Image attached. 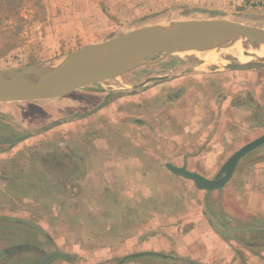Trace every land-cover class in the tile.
Here are the masks:
<instances>
[{"label":"rangeland","instance_id":"1","mask_svg":"<svg viewBox=\"0 0 264 264\" xmlns=\"http://www.w3.org/2000/svg\"><path fill=\"white\" fill-rule=\"evenodd\" d=\"M43 4L45 20L47 12L54 22L59 16L67 20L61 22L62 30L57 33L51 29L52 35L45 39L39 28L41 23H29L31 17L23 14L28 19L20 25L25 41L0 59V70L47 63L142 28L174 21L220 20L264 32V0H43ZM75 6L79 9L73 21L67 10ZM161 59L167 67L172 62L174 68L169 75L185 76L194 70L198 74H217L228 61L240 63L253 57L242 44L229 40L212 51L165 57L159 54L144 60L143 64L147 66ZM254 70L258 79L256 88L242 95L245 104L236 113L239 133L227 142L209 141L201 146V149L208 147L212 154L219 153L223 163L203 166L193 165L190 160L186 163L190 168H202L208 179L218 176L234 152L264 135V69ZM123 77L125 74L51 100L0 103V151L7 152L0 157V169L12 163L13 170L9 172H20V165L24 167L21 172L35 171L41 167L39 161L35 162L39 154L45 159L51 158L45 164L51 172L63 177L69 173L85 174L81 181L67 182L71 188L78 189L79 198L73 202L60 205V201L50 198L45 203L48 212L33 206L34 220L44 218L47 229L42 233L41 229L33 231L24 224L18 225V230L23 228L18 237L26 239L24 243L28 244L24 246L28 251L22 252L26 258L8 255L11 247L3 241L0 250L8 256L0 264H40L46 255L54 252L71 260L57 259L51 264H118L124 257L140 253H157L164 258L141 257L123 264H264V146L239 162L232 179L221 190L199 191L191 181L160 175L151 163L159 153L154 148V133L136 132L125 137V104L108 108L99 122L80 117L99 101L91 102L94 92L112 90L114 94L125 95V81L121 84L119 81ZM231 111L230 105L215 115H225L231 122ZM74 115L78 120L68 123V117ZM51 125H65L66 129L47 132ZM80 127L79 132L76 128ZM183 135L188 139L186 133ZM202 135L190 137L194 140ZM62 136L66 142L64 149ZM21 137L38 148L31 149L28 143L12 150L10 141ZM48 141L53 144L47 145ZM104 143L106 148L102 146ZM200 151L191 155L193 159L198 160ZM53 158L60 160L53 164ZM63 158L66 159L64 166L59 164ZM125 158L144 166L132 163L125 168ZM106 175L109 179H100ZM12 184L0 181V236L16 231L12 222L16 214L14 203L1 195L2 191L19 196L20 202L33 191L32 186L26 185L23 193H18ZM141 189L146 190L145 194L149 191L152 194L143 196ZM35 194L37 191H33ZM58 205L63 210L71 206L75 210L59 213Z\"/></svg>","mask_w":264,"mask_h":264},{"label":"crops","instance_id":"2","mask_svg":"<svg viewBox=\"0 0 264 264\" xmlns=\"http://www.w3.org/2000/svg\"><path fill=\"white\" fill-rule=\"evenodd\" d=\"M73 2L74 1L71 3ZM77 7L78 6L70 7L69 10H67L69 14L74 15H70L73 21L76 17V11L79 9ZM61 13L64 12L61 11ZM63 21L67 20H62L59 16V18H56V21L54 22L53 18H50L49 12H47L45 22L41 23L39 27L43 38L46 39L50 37V34L52 35L51 29H55L57 33H60L62 30L61 22ZM53 24L54 28L52 27ZM166 64L167 63L163 62L161 59L160 61L157 60L146 64L147 66H139L138 68L125 73V78H119V81L121 79L120 84L122 81H125V95L114 94L112 90L110 92L92 93L91 102H93L94 99L99 101H97L96 104L93 105V108L87 113L80 114V117L82 116L83 119H91V121L99 122L101 115L104 112H107L108 108L117 104H125V109L127 108L125 110V137H129L136 132L154 133V140L156 142L154 148L158 149L159 153H157V158L154 161H151V163H154V167L160 175L174 178L175 180H186L171 174L165 168L166 164H171L177 167L186 166L187 170L204 176L202 168H190L186 163H188V160H190L189 162L193 165L199 164L198 166L223 163L222 160H219V153L212 154L208 150V147H202L201 149V146H204L205 142L209 141L227 142L228 140H232L231 136L234 137V134L237 135L239 133L236 127V113L245 102L242 95L248 94L256 88V81L258 80L256 77V71L223 69L217 74L209 75V73L198 74L197 71L194 70L185 76H179L177 74L169 75V72L174 67L172 62L169 67H167ZM228 64L234 63L232 61H228ZM107 87L112 88V86ZM131 90H136V92L132 93ZM230 105L232 108L231 115L233 118L231 122L227 121L225 115H221V117L219 114L215 115V113L226 107H230ZM77 120L78 118L74 115L68 117L67 122L69 123ZM228 123H231L232 125L229 126ZM48 127L49 129L47 132H52L56 128L61 130L66 129L65 125H51ZM14 129L18 130V128ZM76 129L79 132L81 131V127ZM178 129H181L182 132L178 133ZM9 130L11 132L15 131L12 129ZM183 132L188 135V139L185 138ZM59 133H61V131ZM198 133H202L203 135L197 139L193 138L194 140H192L190 136L194 137V134ZM213 133L217 136L210 138L209 135ZM27 138L29 139L30 136L28 135ZM61 138V146L64 149L66 144L65 136H62ZM140 139L141 138L139 137V140ZM142 140L143 139H141V141ZM29 142L30 141L28 140L15 142L12 144L11 149L13 150L15 146L28 144ZM166 142H168V144H166ZM52 144L53 142H47V145L49 146ZM28 145H31L29 147L34 150L38 148L35 143H29ZM103 145L105 146L103 148L107 147V143L102 144V146ZM198 150L201 151L196 157L198 160H195L191 155L193 153H197ZM9 153L11 156L14 155L11 154V152ZM17 153L18 152H16L15 155H17ZM5 154H7L6 151H0V157L3 155L5 156ZM211 158L212 160H210ZM50 160L51 158L45 159L42 155L38 154L35 158V162L39 161L41 167H37L35 171L33 170L28 173L21 172L24 168L20 165L22 163H16L20 165V172H9V170H13L12 163L9 165H3L4 167L0 169V181L3 183H6L7 181L12 182L14 184L12 185L15 189H17L18 193H23L26 185H28V187L32 186L33 191H37V194L35 195H33V191L25 197L22 195L21 197H24V199L23 202H20V200L17 199L19 196L10 192L3 194V191L1 190V195H4L5 198L7 197L9 202L12 200L14 203L15 210L13 211L16 213L12 217L13 228L16 231L8 236H0V244H2L3 241H7L9 243L10 246H8L11 248H9L10 253H8V255L10 256L13 255L16 258H26L22 252L28 251V247H24L25 245H28L24 243V241L26 242V239L21 236L18 237L20 234L19 230L23 229L18 230V225L24 224L22 226L26 225V229L29 230L36 229L40 231L41 229L42 233L45 231L44 229H47V222L44 221V218L43 220H34V205L43 207L42 212H48L45 209V203L47 201H51L50 198L60 201V205L71 203L76 198H79L77 197L78 189L76 187L71 188V184L69 185L67 182L81 181L85 174L76 175L69 173L66 177H63L60 173H54V171L51 172V170L46 167ZM58 160L60 159L53 158V164H55ZM65 160L66 159L63 158V162H59V164L64 166ZM69 163L70 162H68V164ZM132 163L137 166H144L138 162L132 161ZM132 163L129 161V158H125V168L127 166L131 167L130 165H133ZM81 164L82 162L78 163V166ZM45 168L48 171H41L45 170ZM100 179L109 178L106 175L105 178L100 177ZM125 179L129 180L128 177H125ZM52 180H60L63 182L53 183ZM24 182L29 183L26 184ZM143 189H141V195L149 196L150 191L148 190L149 194H145L146 190ZM60 205L57 206V212L59 213L75 210L72 206L68 207L67 210H63ZM54 253L60 254L58 252ZM54 253L46 255L40 264H43L44 260L49 255ZM6 254L7 253L3 250H0V260L6 259L8 256ZM60 255L62 257L54 258L47 264H51L52 261L57 259L67 261L71 260L63 254ZM24 263H26V261Z\"/></svg>","mask_w":264,"mask_h":264},{"label":"water","instance_id":"3","mask_svg":"<svg viewBox=\"0 0 264 264\" xmlns=\"http://www.w3.org/2000/svg\"><path fill=\"white\" fill-rule=\"evenodd\" d=\"M216 15L215 12H208ZM242 44L252 60L226 64L223 69H264V32L245 28L226 21H174L142 28L125 36L91 45L31 67L0 70V103L46 101L68 95L88 85L118 78L144 65L154 55L163 57L187 52H205L224 41ZM83 64L81 68H75ZM25 137L10 141L11 144ZM264 146V135L234 152L222 165L215 179H208L185 167L166 164L173 175L194 183L198 190L213 192L224 188L232 179L239 162L248 154ZM164 257L157 253H140L124 257L126 260L141 257ZM62 257L54 253L43 262Z\"/></svg>","mask_w":264,"mask_h":264},{"label":"trees","instance_id":"4","mask_svg":"<svg viewBox=\"0 0 264 264\" xmlns=\"http://www.w3.org/2000/svg\"><path fill=\"white\" fill-rule=\"evenodd\" d=\"M23 14L31 17L29 23L45 22L43 0H0V59L20 48L25 41L20 25L28 19Z\"/></svg>","mask_w":264,"mask_h":264},{"label":"bare ground","instance_id":"5","mask_svg":"<svg viewBox=\"0 0 264 264\" xmlns=\"http://www.w3.org/2000/svg\"><path fill=\"white\" fill-rule=\"evenodd\" d=\"M222 44V43H221ZM221 47V46H220ZM210 51V50H209ZM211 51H212V49H211ZM215 51V50H214ZM222 51V50H221ZM209 53V52H208ZM211 53H213V52H211ZM209 57H210V54H209ZM210 63V62H209ZM208 63V64H209ZM81 67H83V64H77V66H75V68H81Z\"/></svg>","mask_w":264,"mask_h":264}]
</instances>
